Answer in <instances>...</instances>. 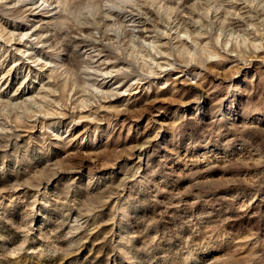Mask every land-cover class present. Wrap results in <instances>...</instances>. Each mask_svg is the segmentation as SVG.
Here are the masks:
<instances>
[{"label": "rangeland", "instance_id": "374dc122", "mask_svg": "<svg viewBox=\"0 0 264 264\" xmlns=\"http://www.w3.org/2000/svg\"><path fill=\"white\" fill-rule=\"evenodd\" d=\"M0 264H264V0H0Z\"/></svg>", "mask_w": 264, "mask_h": 264}]
</instances>
